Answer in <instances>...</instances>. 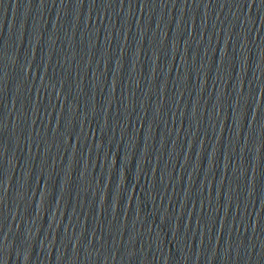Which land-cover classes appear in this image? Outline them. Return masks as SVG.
<instances>
[{
	"label": "water",
	"instance_id": "obj_1",
	"mask_svg": "<svg viewBox=\"0 0 264 264\" xmlns=\"http://www.w3.org/2000/svg\"><path fill=\"white\" fill-rule=\"evenodd\" d=\"M0 264H264V0H0Z\"/></svg>",
	"mask_w": 264,
	"mask_h": 264
}]
</instances>
